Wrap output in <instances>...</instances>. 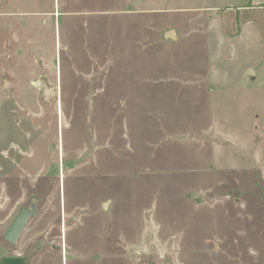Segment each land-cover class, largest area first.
Wrapping results in <instances>:
<instances>
[{
	"label": "rangeland",
	"instance_id": "rangeland-1",
	"mask_svg": "<svg viewBox=\"0 0 264 264\" xmlns=\"http://www.w3.org/2000/svg\"><path fill=\"white\" fill-rule=\"evenodd\" d=\"M0 204V264H264V0H0Z\"/></svg>",
	"mask_w": 264,
	"mask_h": 264
},
{
	"label": "crops",
	"instance_id": "crops-1",
	"mask_svg": "<svg viewBox=\"0 0 264 264\" xmlns=\"http://www.w3.org/2000/svg\"><path fill=\"white\" fill-rule=\"evenodd\" d=\"M232 9L233 8H227L225 10V12H223V14H224L223 16H220V18H215L214 19V20H217L220 23L219 24L220 25L219 26V30H220V35L222 36L221 39H223V42L225 44L228 43V45L231 46L232 42L234 40H236V39L250 38V37L255 38L254 39L255 40V43L257 42L259 44V43L263 42L262 41L263 40L262 39L263 38L262 32H260V29H259L258 24L256 23V21L254 22L250 18L251 14H249V13L252 12L253 9L255 10V9H260V8H258V7L257 8H253V6L247 4V6H240V7H236L233 10ZM244 12H248L249 16H247L246 14H244ZM212 21H213V19H212ZM165 38H169V37H165V33H164L163 39H165ZM136 41H137L136 40V37L134 39H131L129 36H128V38L125 37L124 39L117 40V42L120 43V44L117 43V46L114 45L115 50L118 52L117 55L121 53L120 56H122L123 58L129 57L130 56V51L128 52L129 55L126 56L124 54V51L127 49V47H129V45H130V47H129L130 50L133 47H135V46L138 47V48H140V46L145 45L144 43H143V45L137 44ZM176 43H178V42H176ZM139 51L141 53L139 56H143V53H142L143 51H141V50H139ZM128 60H130V59H128ZM247 69H251L252 75H255L256 74L255 71L251 67H244L243 73H245V71ZM157 70H159V69H157ZM243 73H242V75H243ZM119 77H121V74H120ZM201 78H202L203 81L201 80ZM210 78H211V74L208 73V74H205V75L200 76L198 79H200V82H208V80ZM3 210L4 209L2 207V204H0V235L1 236L4 235V231L9 226V224L12 222L11 221L3 229V223H4V220H5V217H6V216H4V211ZM2 213H3V215H2ZM19 243L22 246H29V243L27 241L26 242H23L22 241L21 236H19V240L16 243L17 245L15 244V246H18ZM29 248H31V247H29ZM31 253H34V252H31ZM19 254L24 256V253L23 252L22 253L20 252ZM26 257H28L29 260H30V262H31L32 257H30V256H26Z\"/></svg>",
	"mask_w": 264,
	"mask_h": 264
},
{
	"label": "water",
	"instance_id": "water-1",
	"mask_svg": "<svg viewBox=\"0 0 264 264\" xmlns=\"http://www.w3.org/2000/svg\"><path fill=\"white\" fill-rule=\"evenodd\" d=\"M174 32L172 30H167L165 32V37L173 38ZM245 73L252 74L251 69H247ZM6 83V81H4ZM200 201V199H198ZM36 214V208L33 205L31 208L21 207L18 213L9 224V226L4 231L3 239H5L10 244H16L19 240V236L23 228L25 227L28 220Z\"/></svg>",
	"mask_w": 264,
	"mask_h": 264
}]
</instances>
